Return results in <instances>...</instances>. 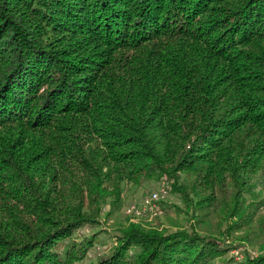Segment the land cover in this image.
<instances>
[{
    "label": "trees",
    "instance_id": "1",
    "mask_svg": "<svg viewBox=\"0 0 264 264\" xmlns=\"http://www.w3.org/2000/svg\"><path fill=\"white\" fill-rule=\"evenodd\" d=\"M256 174L264 0H0V264H264ZM165 178L186 225L103 227Z\"/></svg>",
    "mask_w": 264,
    "mask_h": 264
},
{
    "label": "rangeland",
    "instance_id": "2",
    "mask_svg": "<svg viewBox=\"0 0 264 264\" xmlns=\"http://www.w3.org/2000/svg\"><path fill=\"white\" fill-rule=\"evenodd\" d=\"M252 181L255 182L254 196L251 197L254 204L248 207L249 201L245 200L244 203L240 205L243 210L247 209L250 214L252 213L254 219L252 223L254 232L251 234L250 241L244 239L242 242L236 243L240 245H238V248L231 251L234 254H240L242 249H248L249 252L254 255L264 251V247H261L264 243V233L260 230V222L264 221V179L260 174H256ZM161 187L166 188L167 192L165 195H162L155 201L156 206H154V208L144 209L142 205L144 197ZM175 197V193L172 189V181L169 178H165L157 187H152V189L145 188L144 184L140 186L130 185L123 193L121 201L113 207L110 214L107 215L106 209L103 210L100 216L101 222L104 223L103 227L107 229L116 225L117 220L120 218L126 220V222L138 223L145 228H155L159 230L163 228H175L186 223L184 212L169 211L168 207L172 206L174 202H178ZM241 197H245L243 192ZM178 203L181 204L180 202ZM132 205H135V207L128 210ZM200 213L203 214L205 220H213L216 212L211 208L204 207ZM124 214L126 216H124ZM86 230H88V228ZM79 233H81V231H79ZM63 244V241L56 244L54 246L55 250L61 251Z\"/></svg>",
    "mask_w": 264,
    "mask_h": 264
},
{
    "label": "built area",
    "instance_id": "3",
    "mask_svg": "<svg viewBox=\"0 0 264 264\" xmlns=\"http://www.w3.org/2000/svg\"><path fill=\"white\" fill-rule=\"evenodd\" d=\"M167 192L165 187H161L158 190H155L153 192H150L146 197L143 199V207L144 209L154 208L156 206L155 201H157L162 195H165ZM135 205H132L128 210H131V208H134Z\"/></svg>",
    "mask_w": 264,
    "mask_h": 264
}]
</instances>
